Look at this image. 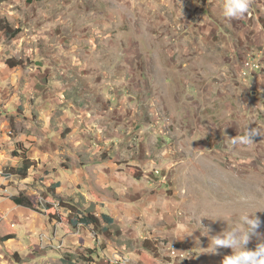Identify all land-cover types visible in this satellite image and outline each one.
<instances>
[{"label":"rangeland","instance_id":"374dc122","mask_svg":"<svg viewBox=\"0 0 264 264\" xmlns=\"http://www.w3.org/2000/svg\"><path fill=\"white\" fill-rule=\"evenodd\" d=\"M223 3L0 0V43L7 55L24 62L25 68H51L54 62L45 56L64 49L66 38L74 41L76 49L66 67L55 65L61 69L59 74L48 70L40 77L44 106L48 105L46 109L54 116L49 119L45 113L40 120H33V116L25 119L22 124L30 129L25 138L29 149L16 144L20 155L36 152L28 172L31 179L24 183L22 192L34 198L35 210L45 217L43 228L50 235L37 230L32 235L37 243L33 237L29 242L20 229V240L30 244V254L19 249L18 242L7 241L0 244V264H92L93 260L87 259L92 250H88L89 245L94 243L101 250L107 239L114 238V234H104L101 226L83 228L79 223L66 236L64 245V221L48 214V207L58 217L67 212V204L55 190L53 195L52 177L57 173L52 169L81 167L87 153L93 155V164L111 160L110 169L138 179L141 188L158 185L161 191L166 189V196L174 202L169 207L161 198L155 202L162 211L157 216L166 213L165 219L153 221L156 233L149 241L157 255L144 247V240H136L134 249L126 243L125 249L117 247L114 264H121L117 254L125 256L126 264H222L225 256L233 254L232 249L219 248L213 253L210 237L235 227L241 214L257 211L255 215L262 222L258 232L264 234V136H256L247 145L230 141L243 135L248 125L264 130V69L246 76L247 80L242 73L256 54L264 51V36L257 32L255 16L250 17L249 12L240 19H226ZM50 44L52 49H48ZM61 52H56L57 58ZM75 57L88 65L75 68ZM98 68H106L107 75ZM84 70L87 74L81 73ZM53 78L52 83L59 88L52 89L54 101L46 103L50 91L45 93L44 87ZM62 89L63 93L59 92ZM34 98L39 100L37 96L31 100ZM90 113L98 118L93 120ZM67 128L72 132L66 133ZM97 128L105 136L102 143ZM92 136L97 138V148L84 154L95 139ZM112 139L116 143L108 144ZM10 172L0 169V173ZM74 188L67 190L68 196ZM1 191L12 197L8 187ZM73 196L81 216L88 214L82 198ZM58 203L59 211L54 208ZM148 228L152 230V226ZM204 228L209 229L208 235H202ZM10 235L16 239V233ZM74 236L81 245L70 246ZM259 243H264V235L253 236L246 247L255 250ZM173 246L190 251V259L172 260L169 248ZM44 254L55 261H44Z\"/></svg>","mask_w":264,"mask_h":264},{"label":"crops","instance_id":"0c3cea01","mask_svg":"<svg viewBox=\"0 0 264 264\" xmlns=\"http://www.w3.org/2000/svg\"><path fill=\"white\" fill-rule=\"evenodd\" d=\"M254 2H256V4ZM6 14L12 16L10 12ZM249 15L250 17L253 15L255 16L253 20L254 26L256 30L258 29L257 32H262L264 36V0H250ZM256 21L259 22L257 23ZM65 42L67 46L64 47V49L59 45L58 48L61 47L59 51L53 50L50 53H47L45 56V58L49 57L50 62H54L51 68L44 66L42 68L35 69L31 67L25 68L24 62L22 63L18 61L17 58L8 56L4 51L2 44L0 43V169L11 171L12 169H18L21 167L20 165H22L23 162L21 157L13 158L12 154L14 152L17 154L20 153L16 148V144L19 143L24 144L25 150L29 149L25 138L27 137L26 134L28 131H30V129L24 128V125L22 124L25 122V119H30L31 116H33V120H40L45 113H49V119L54 116V114L52 115L54 112L48 111V108L46 109L45 106L48 105L44 106V99L42 96L43 92L39 91H42V88L40 87V77L42 78L43 75L48 72V70L52 74H59L61 69L56 68L55 65L59 64L63 67H66V65H68L66 62L68 60L71 61V55L75 54L74 51H76V49L73 47L74 41L71 42L68 38H66ZM262 42H264V38ZM52 46L53 45L50 44L48 49H52ZM262 47H264V44ZM61 49L62 52L60 53V57L57 58L59 53L56 54V52H60ZM252 51H255V49ZM245 57L246 56H244V58ZM80 64L83 67L87 66L88 61L82 62L81 57L73 58V66H75V68H78ZM38 65L41 66V64ZM262 68L264 69V65L261 67V69ZM105 69L98 68V72L104 73L105 75ZM261 69L249 74L248 77H252L253 74H258ZM86 72L87 71L84 70L81 73L87 74ZM37 73L41 75L38 78ZM113 73L114 69L108 73V76H110L109 78H111ZM80 77L83 78V75L80 74ZM54 80L55 78L49 81L47 85L48 87H44V90H46L45 93L48 91V89L50 91V95L48 94L49 99L45 101L46 103L54 101L52 93L55 91L52 89L59 88V86H54L55 84L52 83ZM245 80H247V78ZM61 91L63 93L64 90L62 89L59 92ZM34 95L37 96L39 100H35V98L34 100H31L33 97H35ZM50 106H52V104ZM31 113L33 114L31 115ZM90 118L95 120L98 118V116L96 114L90 116ZM77 122L79 121H75L74 124H78ZM70 125L71 124H68L67 127ZM71 129L72 128H67L66 133L72 132ZM98 130L99 134L97 138H105V136L102 135V132H100V129ZM92 138H95L90 144L92 148L91 146L90 148H87V150L84 151V154L87 153V151L90 152V150L93 148H97L95 145V143H97V138L94 136H92L91 139ZM104 138L102 139L101 143L105 141ZM112 142L116 143V140L112 139L110 142L107 141L108 144H111ZM95 151L97 150L95 149ZM35 153L34 150H32V153L28 151L29 156L27 154H25V156L29 161L32 162L34 161L33 157ZM18 156L21 155L19 154ZM92 156H89L87 153V155L82 158L83 162L81 163V167H61V170L52 169V172L57 173V176L53 175L52 178L55 180L52 181L51 185L53 190H55L57 197L67 204V206H65L67 212L64 214V217L68 219L66 222H63V224H65L64 228L66 231L61 227L64 237L69 236L74 227H78L77 215L82 218L83 223L85 222L84 217L87 214L81 216L80 213L82 210L78 207L79 202L73 196L78 195V197L82 198L80 201L81 203H84L83 205L86 208L85 211H88L89 215L96 217L100 221V226L104 230V234L108 233L110 235H115H112L114 238L107 239V246L101 250H99V247H97L94 243L89 245L90 248L87 247V244H84L83 246L88 248V250L92 249L88 254L89 258L87 259H92V264L94 262L95 264H114L113 260L115 259L114 256L116 255L115 250L119 249L117 247L120 245H122V248L125 249L126 244L127 246L132 244V249H134V242L136 240L141 243L143 240L146 241L153 239L154 236H152V233H156V225L154 222L157 221L158 217L162 218V220L165 219L166 215L164 212L157 216V213L162 212L160 210L161 208H156L157 203L162 199L161 202L168 203L169 207L170 205H174V202L166 196V189L161 191L160 188L156 187L158 185L149 186L147 184L146 188H141V184L137 182L138 179H131V177L129 175L127 176L125 173L121 174L120 172L117 174L115 173L114 168L110 169L113 166L111 164V160L110 162L106 161V163L93 164L91 163L93 162L91 160ZM114 164L115 167H119L117 169L120 170L121 166H118L116 163ZM108 168L111 171L110 173L108 172ZM30 179V176L26 179H22L19 176L12 175L10 179L6 180L4 177L0 176V230L3 229L5 231V234L0 236L4 237L6 235L16 233V239H12L8 242L15 241L21 244L19 249L26 253L27 256L30 254V252H28L30 244L28 243V246L24 245L20 240V229L23 230L25 235L24 237H26L29 242L32 241V237L34 236L33 233L37 234L39 231H43L44 233L46 232L48 235H50V231H47L46 228H43L44 222L42 218L45 217L40 216V214H38L37 210L34 208L20 206L14 202V198L16 196H19L20 194L26 195L24 192H22V189L24 183L30 181ZM73 186H75L74 191L68 196L66 192L68 189L71 192ZM2 187H8L12 197H8L3 194L1 191ZM108 192L118 194V196H109L106 194ZM60 196L66 199V201L62 200ZM156 201L158 202L155 203ZM151 203L153 204L151 205ZM90 208L93 209L92 212H89L88 209ZM3 222L4 224L1 225ZM149 225L152 226V230H149ZM87 226L91 227L92 225ZM134 236H136V239L133 238ZM64 237H62L63 239L61 242L65 245V243L68 241V238ZM74 237L76 239L78 236ZM74 237L69 240L70 246L72 247L73 244L81 245L77 243L78 238L75 240ZM35 241L37 243V240ZM93 245H95V247H93ZM122 248L120 247V249ZM123 249L122 251H124ZM56 250L59 249L57 248ZM141 250L145 251L146 249L142 246ZM61 254L62 252H60V256ZM117 255L121 256V258H125V256L122 254ZM44 256V259L46 258L44 261H55L54 257L46 256L45 254ZM60 256L58 258L56 257L57 261L60 260ZM126 260L129 261L130 259L126 258Z\"/></svg>","mask_w":264,"mask_h":264},{"label":"clouds","instance_id":"9594fccd","mask_svg":"<svg viewBox=\"0 0 264 264\" xmlns=\"http://www.w3.org/2000/svg\"><path fill=\"white\" fill-rule=\"evenodd\" d=\"M249 8L250 0H224L222 15L228 20L240 19L249 12ZM248 126L243 135L230 138L233 145H247L253 143L256 136H264L262 135L264 130L260 128H249ZM256 212L241 214L239 216V222L235 227L230 230H225L219 235L210 237L213 244V253L219 248L232 249L233 254L225 256L222 264H264V243L257 244L255 250H248L246 247L253 236L259 237L264 235L258 232L262 222L255 215ZM200 220L198 221L199 224ZM80 221L83 223V220ZM208 232L209 229L204 228L202 235H208ZM237 249L239 251H236Z\"/></svg>","mask_w":264,"mask_h":264},{"label":"trees","instance_id":"16d2710c","mask_svg":"<svg viewBox=\"0 0 264 264\" xmlns=\"http://www.w3.org/2000/svg\"><path fill=\"white\" fill-rule=\"evenodd\" d=\"M9 35H10V34H9ZM15 155H16V157H18L19 154L15 153ZM19 157H21V159L23 160L21 167L18 168V169H12L11 172H10L9 174H10V175H16V176H19V177H21L22 179H26V178L28 177V172H29V170L33 167V166H32L33 163H32L31 161H29V160L26 158V156H25L24 154H21V156H19ZM53 192H54V190H53ZM52 194H53V193H52ZM53 195H55V192H54ZM33 199H34L33 197H27V196L24 195V194H20L19 196H16V197L14 198V202H15L16 204L20 205V206H24V207H29V208H34V209H36L35 206H34ZM47 209H48V211H50V212H48V214H49V216H51L52 219L60 218L62 221H65V222L67 221L68 218H65V217H63V216H59V217H58V216H56L55 213H52V212H53V211H52V210H53L52 207H48ZM84 218H85V219H84V220H85L84 223H85L86 225H94V226H96V227H99V226H100V221H99L96 217L87 214ZM78 224H79V222H78ZM64 225H65V224H63L62 229L64 228ZM74 228H76V227H74ZM64 230L66 231L65 228H64ZM14 238H15V236H12V235H6V236H4V237L0 236V244H1V243H5V242H7V241H10V240H12V239H14ZM150 243H151V242H150L149 240H146V241L144 242V247H145L146 249L152 251L153 254H156V255H157L156 250L152 247V245H154V244H150ZM14 257H15L16 259H18V255H17V254H15ZM19 263H20V262H19Z\"/></svg>","mask_w":264,"mask_h":264},{"label":"built area","instance_id":"2783aa9c","mask_svg":"<svg viewBox=\"0 0 264 264\" xmlns=\"http://www.w3.org/2000/svg\"><path fill=\"white\" fill-rule=\"evenodd\" d=\"M263 57H264V51L259 52L258 54H256V56L252 59V63L248 67H246L247 69L242 71L244 78H246V76H248L249 74L255 72L256 70L261 69V67L263 66L262 64H264ZM156 174L159 175V172H156ZM0 176L4 177L7 180L11 177V175H9L7 173H0ZM4 192L7 193L8 192L7 189H5ZM59 203L54 205V208L57 209V211H59V207H60ZM80 219H82V218L80 217ZM80 219L77 218V220L80 223L81 227L86 228V225L84 223L80 222ZM169 251H170L169 252L170 253L169 257L172 260H174V261H176V260L181 261V259H182V261H188L190 259L189 258L190 254H191L190 251L179 250V248H177L176 246H173V247L169 248ZM119 261L121 262V264H124V260L122 258H120Z\"/></svg>","mask_w":264,"mask_h":264},{"label":"bare ground","instance_id":"6f19581e","mask_svg":"<svg viewBox=\"0 0 264 264\" xmlns=\"http://www.w3.org/2000/svg\"><path fill=\"white\" fill-rule=\"evenodd\" d=\"M125 262H126V261H124V264H126Z\"/></svg>","mask_w":264,"mask_h":264}]
</instances>
